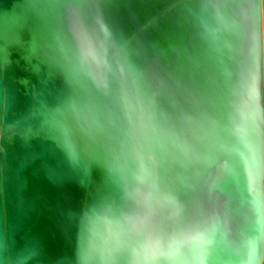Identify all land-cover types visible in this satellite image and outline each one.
Returning a JSON list of instances; mask_svg holds the SVG:
<instances>
[{
	"label": "clouds",
	"instance_id": "obj_1",
	"mask_svg": "<svg viewBox=\"0 0 264 264\" xmlns=\"http://www.w3.org/2000/svg\"><path fill=\"white\" fill-rule=\"evenodd\" d=\"M44 7L0 5V264H264V0H166L191 73L175 123L114 0H57L41 33ZM16 56L42 87L16 86ZM193 130L227 153L211 183L235 190L169 214L158 186ZM41 177L84 201L59 206L51 237L33 218Z\"/></svg>",
	"mask_w": 264,
	"mask_h": 264
},
{
	"label": "water",
	"instance_id": "obj_2",
	"mask_svg": "<svg viewBox=\"0 0 264 264\" xmlns=\"http://www.w3.org/2000/svg\"><path fill=\"white\" fill-rule=\"evenodd\" d=\"M57 0H38L44 5L45 21H37L34 30L46 33L47 24L53 22L57 9L50 7ZM166 0H114L117 18L133 31L141 30L145 38L146 57L155 69L158 80L157 106L162 121L179 122L182 107H187L182 96V85L190 80L191 73L186 63L173 51V45L179 43V37L171 29L165 18L160 15ZM12 0H0V5H9ZM153 17L156 21L153 22ZM20 63L15 67L16 86L23 91L32 86L42 87L38 77L23 70L24 61L15 57ZM226 59V58H225ZM25 80L27 83H25ZM227 153L219 146L208 147L206 137L193 130L189 144L183 155L171 158L162 172L159 191L161 193L162 210L169 214H182L184 205L196 209L209 194L227 198L235 190V181L227 173L215 184L211 179L216 169L226 163ZM55 163L54 161H49ZM97 180L99 175L95 173ZM33 195L38 200L39 212L34 220L40 230L50 237L60 234L61 220L58 216L60 205L74 203L77 208L83 206V198L79 194L73 197L70 193L56 192L41 177L33 181ZM179 194L177 195L175 194ZM60 243L67 245V239L61 237Z\"/></svg>",
	"mask_w": 264,
	"mask_h": 264
}]
</instances>
